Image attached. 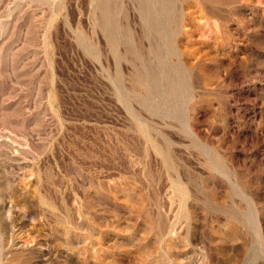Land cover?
Listing matches in <instances>:
<instances>
[{"label": "rangeland", "instance_id": "1", "mask_svg": "<svg viewBox=\"0 0 264 264\" xmlns=\"http://www.w3.org/2000/svg\"><path fill=\"white\" fill-rule=\"evenodd\" d=\"M0 264H264V0H0Z\"/></svg>", "mask_w": 264, "mask_h": 264}]
</instances>
